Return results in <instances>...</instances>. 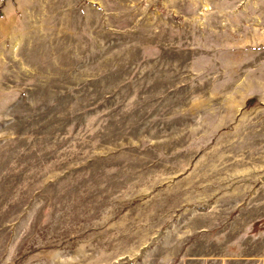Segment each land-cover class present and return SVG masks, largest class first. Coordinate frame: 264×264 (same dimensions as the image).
Instances as JSON below:
<instances>
[{
	"label": "rangeland",
	"instance_id": "374dc122",
	"mask_svg": "<svg viewBox=\"0 0 264 264\" xmlns=\"http://www.w3.org/2000/svg\"><path fill=\"white\" fill-rule=\"evenodd\" d=\"M0 264H264V0H0Z\"/></svg>",
	"mask_w": 264,
	"mask_h": 264
}]
</instances>
